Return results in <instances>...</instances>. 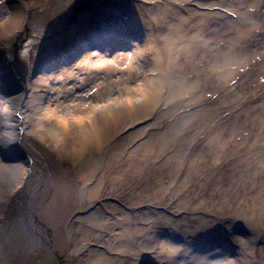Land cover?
Instances as JSON below:
<instances>
[{
  "label": "bare ground",
  "instance_id": "6f19581e",
  "mask_svg": "<svg viewBox=\"0 0 264 264\" xmlns=\"http://www.w3.org/2000/svg\"><path fill=\"white\" fill-rule=\"evenodd\" d=\"M10 1L14 4L12 13L0 23L3 52L16 37L25 14L21 0ZM63 1L59 17L50 23L34 22L20 43L9 53L4 52V60L0 62V72L6 76L0 80L12 82L7 92L11 126L2 130L6 143L5 139H0V264H13L15 253H20L12 249L15 236L27 225L29 230L40 231L39 236L44 241L59 242L69 253L78 255V264H126L127 257L128 264L149 259L156 262L154 257H158L161 264H264V246L261 252L251 247L253 241L262 236L264 244V220L257 216L264 217V204L256 201L264 202L259 171L248 169L243 174L234 173L241 180L248 178L246 181L251 185L242 187L244 199L235 192L225 201L222 199L224 206L219 208L208 209L205 200L197 202L200 196L190 194V189L186 188L187 179L192 175L196 178L191 181L195 187L213 186L220 194L226 190L217 179L226 171L228 177L232 175L227 168L232 154L222 144L227 139L224 133L227 125L216 118L221 116L223 107L228 111L230 103L237 101L238 94H231L233 85L229 84L231 75L236 73L234 66L240 67L250 59L249 54L239 55L234 50L240 43L236 34L246 32L248 40L260 43L257 33L264 30V14L260 12L264 0L237 3L230 0H87L75 15V22L70 20L75 13L68 7H72L75 0ZM217 22L224 27H215ZM64 27H68V33L62 34ZM211 29L218 31L208 38L205 31ZM219 37L225 38L228 47H220ZM233 40L235 44L231 46ZM121 46L132 51L123 57L128 66L127 75L133 74L134 64L140 59H148L134 81H142V84L134 90L125 88L120 97L112 95L104 100L101 79L113 74L104 68L89 72L87 67L95 60L99 66H107L112 62L108 59L109 53ZM33 48L35 58L31 61ZM94 49H98V54ZM202 55L207 60L200 66ZM262 55L257 58L261 59ZM11 57L18 65L17 70L10 64ZM64 61L69 65L62 66ZM75 66H81L87 73L78 82V92L85 93L82 101L67 86L71 79L77 81L73 79L76 74L64 73ZM114 78L109 80L112 84L109 87L122 83ZM92 84L95 89L87 90ZM207 90L213 97L217 95L220 103L208 98L204 102L209 107L200 108L196 104H203ZM55 95L59 98L52 104ZM60 98L68 105L69 118L62 116ZM191 108L189 112L186 110ZM148 118L150 121L146 120ZM203 127L208 129L207 141L195 140L192 136L182 145L181 139L191 128ZM149 130L152 134L148 143L151 137L157 139L162 146L156 148L158 151L173 144L171 156L178 158L177 163L165 160L162 161L164 169L152 171L149 162H159L156 160L159 155L149 152L138 156L140 159L133 156L141 160L134 171L142 173L143 164H148L147 184H156L157 189L172 195L182 214L190 207L196 209L188 218L179 219L171 209L156 206L157 197L154 201L149 198L145 214L140 218L136 208L143 204L145 195L133 198L130 208L101 198L104 174L97 176L96 171L117 160V153L111 148L116 145L115 139L120 136L126 140L137 139ZM29 133L34 134L33 137L45 133L60 138L27 139ZM32 142L34 154L40 158L37 160L45 167L39 177L32 172L33 157L24 153V146ZM152 146L151 143L145 145L148 149ZM12 154L16 161L10 158ZM187 155L192 166L182 171L181 158ZM203 157H210L212 169L220 167L221 161H224L223 167L208 171L202 169L201 164L193 166ZM256 159L263 161L258 155ZM123 167L117 166L113 179L124 180ZM180 172L186 173L182 178L184 186L175 184ZM202 172L208 179L199 182L197 179ZM168 181L173 185H167ZM203 194L206 196L207 191ZM198 204L204 207L199 208ZM74 207L76 209L72 210ZM229 233L241 240H225L219 244L215 239L219 234L227 239ZM21 237L23 240L24 235ZM99 244L106 246L105 249ZM23 255L28 257L26 250Z\"/></svg>",
  "mask_w": 264,
  "mask_h": 264
},
{
  "label": "rangeland",
  "instance_id": "374dc122",
  "mask_svg": "<svg viewBox=\"0 0 264 264\" xmlns=\"http://www.w3.org/2000/svg\"><path fill=\"white\" fill-rule=\"evenodd\" d=\"M87 0H75L73 1L72 7L68 6L69 8H72V11L75 13L71 17V21L75 22V15L78 14L80 11L81 7L83 6V3ZM125 1V0H123ZM128 1H134V0H128ZM239 0H230L232 3H237ZM63 0H21L22 3V9L24 10L25 14L24 17L21 19V22L19 24V30L15 34L16 37L13 38L10 42V46L5 48L6 53H9L10 50L14 49V46L18 43H20L21 39L23 38L24 34L27 32V28L31 26L34 22H44V23H50L53 19L59 17L61 15V8L63 5ZM113 1H110L112 3ZM10 0H0V23L7 20L11 13H12V7ZM124 6L127 7L124 4H119L118 6ZM262 14H264V7L260 10ZM240 23V22H238ZM127 26V23H125ZM215 27H224V25L221 22H217V25ZM240 28V27H238ZM236 30V28H235ZM217 30L211 29L210 31H205V35L211 37L213 34H217ZM237 31V30H236ZM239 32V31H237ZM62 34L63 33H68V27L62 29ZM258 34V38L260 39V43H257V40H248L246 37H248V34L245 32L243 35H238L236 34L237 38L240 39V43L237 45V47L234 48L239 55H244L245 53L250 55V59L247 63L243 64L242 66H234V70L236 73H233L231 75V81L230 85H233L231 89V94L236 92L238 94L237 96V101L236 103H230L231 107L229 106L228 108L230 110L226 111V107H223L221 110V116H218L216 118L217 120L220 118L223 120V122L227 125V128L224 126V133L227 135V139H224L222 144L225 145L226 150L231 151V159L227 160V168L229 172L232 173L230 177L227 175V171L225 172V175H218L217 182H220L225 185L226 190H223V193L220 194L218 193L213 186L209 187H195L193 186V183L191 181H194L196 178L192 175H189L188 183H187V190L190 191V194L194 195L196 194L197 196H200L198 198L197 202L200 200H205V202L208 204V209H212V207H222L224 206L223 201H225L228 197L235 195V192H237V195L244 199V195H242V187L245 185L246 187H249L251 185L250 181H246L248 178L243 177L241 180L240 178H237V176L234 175L236 174H243L244 171L248 169H256L259 171L261 174V178L263 179V188H264V30L260 29ZM249 42L245 41V39ZM128 39V37H127ZM74 42V41H72ZM218 44L220 47L222 46H227L228 47V42L225 40L223 37L218 38ZM231 46L235 44L234 40L231 42ZM255 46L258 48L256 49ZM98 49H94V53L98 54ZM257 50V53L254 51ZM3 50L0 48V62L4 60V55L5 53ZM35 48L31 50V61L35 58ZM132 53L130 49L124 48V47H117V49L114 52L109 53V60H112V62H108L107 66H99V63L95 60L92 65H89L87 67V71L92 72L93 70L96 69H101L104 68V70L107 73H112L113 75L111 77H108L107 79L104 78L103 80L101 79L100 83V88L102 89V97L104 100H107L109 96L115 95L116 97L122 96L121 94L124 92L125 88H129L131 90H134L138 88L141 84L142 81L134 82L141 71L143 69V66L148 63V59L138 61L137 63L134 64V68L132 70L133 74H126V68L128 66L126 63L123 61V57L129 56ZM260 53H263L262 58L258 59L257 57L259 56ZM203 58V55L201 56ZM207 58H203V63L200 64V66L205 65ZM14 58L11 57L10 64L15 68L13 63ZM61 65V64H60ZM69 64L65 63L62 66H67ZM70 71L64 72L66 75L69 73H73L76 76L73 79H77V81L72 82V79L67 83V86L71 91H74L75 94L78 95L77 99L82 101L84 99L82 91L78 92L79 89V80L85 76L87 73L85 69H83L81 66H75L69 69ZM154 73V72H153ZM84 74V75H83ZM65 75V76H66ZM114 79H120L122 82L118 86H110L109 80L111 78ZM5 78L6 76L0 72V78ZM78 77V78H77ZM190 78H192V75H189ZM112 83V82H111ZM11 80L9 81H1L0 80V86L4 85L3 90L0 91V139H6L7 137L4 135L3 127L5 128L6 126H11L9 124L10 120V108H9V101H10V96L7 93L9 89L11 88ZM94 84L88 85L86 87L87 90H91L93 88ZM91 88V89H90ZM77 89V90H76ZM95 89V88H93ZM206 91V89H205ZM204 91V92H205ZM208 91V90H207ZM203 92V93H204ZM212 92H207L203 96V104H196L198 107H204L207 108L209 107L208 104H205L204 101H207L208 98H212V101L215 103H220V99H216L217 95L212 96ZM59 96L55 95L51 100L52 104L55 103V100L58 99ZM234 99V96H232ZM76 99V100H77ZM88 101V100H87ZM60 104H61V112L62 116L63 115H69V110H67L68 105L64 103L63 98H60ZM107 102V101H106ZM195 107V105H194ZM196 108V107H195ZM106 111V107H104ZM188 112L191 109H186ZM67 117L69 118V116ZM148 121V119H146ZM162 127H165V123H162ZM213 128L214 125L211 124L210 128ZM209 128V129H210ZM31 128H29L30 130ZM150 131V130H149ZM46 133V132H45ZM45 133L42 135L46 139H58L60 136L54 138V136H47ZM31 134V135H30ZM40 133H37L36 136H32L34 134L29 133L27 139L32 138V139H37L41 138L42 136L39 135ZM152 134V131L148 132V134H145V136L138 135L137 139H121L122 137L120 136L119 138L115 139L116 145L112 146L111 148H114V152L117 153V160L114 161L111 166H101L97 168L96 175L99 176L101 173L104 174V181L102 183V192H101V198L102 199H108L115 204H118L119 206L123 208H130L131 203H133L132 199L136 198V196H143V204L140 206H137L136 210L138 211V218H140V215H144L145 212L144 210L146 209L145 207L148 205L149 198H151L153 201L154 199L156 200V206H159L161 208H168L174 211L175 216L181 219V217L186 216L187 218L189 217V213L195 211L196 209L194 208H189L188 210H185L186 213L182 214V212L179 211V208H177V205H175V199L173 198L172 195H169L167 192H163L162 190H159L156 188L155 185H148L147 180L145 178V175L148 173V164L145 165L143 164V172H135L134 167H137L140 165L141 160L138 156H143L146 153H154L155 155H159L158 158L156 156V160H159V162H149L151 165V168H153L152 171H158L160 169H164V166L162 165V161H170L173 162L174 164L177 163L178 158L171 156V154L174 153V148L173 144L171 143L169 146H166L165 144H168L166 142L164 145V149H159V151L156 148H162V146L158 143L157 139H153L151 137V141L148 143V137ZM4 135V136H3ZM194 136L195 140L200 139L207 141L208 136V129L206 127H203L202 129L198 130L191 128L190 132L186 133V136H184V139H181L182 145L185 144V140ZM42 137V138H43ZM150 138V137H149ZM44 139V138H43ZM258 139V143H256V140ZM145 141L147 143H145ZM2 142V141H1ZM4 142V141H3ZM171 142V141H170ZM169 142V143H170ZM153 144L150 149L148 147L146 148L145 145H150ZM23 144V143H22ZM196 145V142H195ZM194 145V146H195ZM24 146V145H23ZM34 142L29 143L28 145H25L24 148V153H27L33 157V169L32 172L34 171L35 174H38L39 176H42L41 173L44 174L45 172V167L40 163L39 160H37L38 157L37 155L34 154ZM177 147V146H174ZM205 147H207L205 145ZM35 148V147H34ZM110 148V149H111ZM250 149L252 151H250ZM107 148H105L104 154L106 155L107 153ZM250 151V152H248ZM257 151V152H256ZM1 153V151H0ZM14 154L10 157L13 159ZM161 155V156H160ZM258 155V158L263 159L262 162H259L258 159H256ZM136 156L139 159H135ZM171 156V157H170ZM256 156V157H255ZM1 157V154H0ZM204 159L202 160L201 158L196 160L195 163H193V166L198 164V165H203L202 169H207L208 171H218L223 167L224 161H221L220 167H217L215 169H212V163L210 161V157H203ZM40 159V158H38ZM16 161L15 159H13ZM182 164L179 166V168H182V171L186 169V171L192 166L190 165V155L185 156L184 158H181ZM132 162V163H131ZM123 165L122 169V178L124 180H116L113 179V172L117 168L118 165ZM149 165V167H150ZM175 166V165H174ZM255 170V171H256ZM205 171V170H203ZM151 174V173H150ZM186 173L181 174V172L178 174V181L175 183L178 186H184L182 181H183V175ZM221 175V177H219ZM247 176L246 174H244ZM112 177V180H111ZM131 179V180H130ZM191 179V180H190ZM208 179L207 175L205 172H202V175L200 178L197 179V181L202 182L204 180ZM126 181H129V183H126ZM171 182L168 181L167 185H169ZM143 184L145 185L143 187ZM171 185V184H170ZM173 185V184H172ZM171 185V186H172ZM183 188V187H182ZM239 188V190L237 189ZM244 189V188H243ZM143 192L144 194H141ZM150 190V191H149ZM184 190V189H183ZM207 191L206 196H204V192ZM262 194H264V191L262 189ZM203 195V196H202ZM141 198V197H140ZM223 199V201H222ZM257 202L264 204L262 200L260 201L259 199H256ZM199 208L204 207L203 205L198 204L197 205ZM76 209L74 207L72 210ZM169 213H172L170 210L168 211ZM142 215V216H143ZM258 217L263 218L261 214L257 215ZM238 221V220H236ZM28 228V225H27ZM20 229L17 233V236H15V241L16 243L13 244L14 247L12 249L20 251V253H14L16 254L14 258L11 260V263L13 264H78L79 262V257L78 255L75 256L74 254H71L67 251V248L64 245H59V242L56 241H44L41 239L39 236L41 233L38 230H35V228L32 230L29 229ZM32 231V232H31ZM174 231L176 234H179L177 231ZM229 229L227 230V232ZM22 234L24 235V241L22 240ZM192 235V234H189ZM220 237V238H219ZM223 234H219L218 237H215V239L221 243H223L225 240L227 242H238L241 239L237 238V235L234 233H229L227 235V239L223 238ZM223 238V239H221ZM105 240V239H104ZM263 240V236L257 238L256 241H253L254 243L251 245L253 247L252 249H256L258 252L262 251V246L264 244L261 243ZM22 242V243H21ZM21 243V244H20ZM101 247L102 245L99 244ZM103 247V246H102ZM106 246L103 248L105 249ZM25 250L28 254V257L26 258L23 254L25 253ZM22 251V252H21ZM155 256V255H154ZM153 256V257H154ZM62 259V260H61ZM126 264L129 263V258H126ZM154 261H149L147 260L146 262L143 260L138 261V264H161V261L159 260L158 257L152 258ZM60 260L62 262H60ZM234 260V259H232Z\"/></svg>",
  "mask_w": 264,
  "mask_h": 264
},
{
  "label": "water",
  "instance_id": "95a60500",
  "mask_svg": "<svg viewBox=\"0 0 264 264\" xmlns=\"http://www.w3.org/2000/svg\"><path fill=\"white\" fill-rule=\"evenodd\" d=\"M12 64H14V66H15V68H16V70L18 69V65L16 64V61H13V63ZM24 73L26 74V70H24ZM22 75V74H21ZM24 75H22V77H23Z\"/></svg>",
  "mask_w": 264,
  "mask_h": 264
},
{
  "label": "flooded vegetation",
  "instance_id": "af4514ba",
  "mask_svg": "<svg viewBox=\"0 0 264 264\" xmlns=\"http://www.w3.org/2000/svg\"><path fill=\"white\" fill-rule=\"evenodd\" d=\"M67 242H68V245L71 246V242H70L69 240H68ZM61 260H62V259H61ZM61 260H60V262H62Z\"/></svg>",
  "mask_w": 264,
  "mask_h": 264
}]
</instances>
